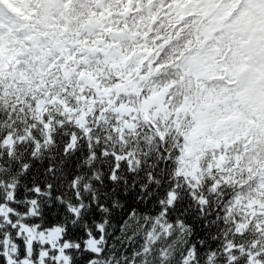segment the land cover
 <instances>
[{
	"label": "snow or ice",
	"instance_id": "1",
	"mask_svg": "<svg viewBox=\"0 0 264 264\" xmlns=\"http://www.w3.org/2000/svg\"><path fill=\"white\" fill-rule=\"evenodd\" d=\"M16 6L0 264H264V0Z\"/></svg>",
	"mask_w": 264,
	"mask_h": 264
},
{
	"label": "trees",
	"instance_id": "2",
	"mask_svg": "<svg viewBox=\"0 0 264 264\" xmlns=\"http://www.w3.org/2000/svg\"><path fill=\"white\" fill-rule=\"evenodd\" d=\"M20 15H22V13L17 10L16 0H9V4L6 6V8L0 10V18L12 22L13 26H15V18ZM9 31H11V29H9ZM5 54H6V49L0 47V57L5 56Z\"/></svg>",
	"mask_w": 264,
	"mask_h": 264
}]
</instances>
